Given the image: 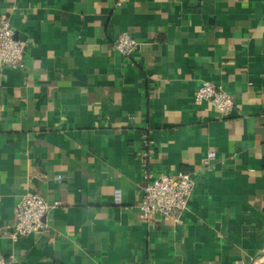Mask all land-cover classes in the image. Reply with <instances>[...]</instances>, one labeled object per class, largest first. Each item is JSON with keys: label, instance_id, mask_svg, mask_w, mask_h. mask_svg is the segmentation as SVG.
<instances>
[{"label": "crops", "instance_id": "0c3cea01", "mask_svg": "<svg viewBox=\"0 0 264 264\" xmlns=\"http://www.w3.org/2000/svg\"><path fill=\"white\" fill-rule=\"evenodd\" d=\"M3 14L27 47L22 68L0 66L1 254L264 264V0H0ZM124 31L138 41L127 56ZM204 80L233 96L229 116L194 103ZM143 133L155 174L194 179L182 224L138 218ZM27 192L58 204L12 240Z\"/></svg>", "mask_w": 264, "mask_h": 264}, {"label": "built area", "instance_id": "2783aa9c", "mask_svg": "<svg viewBox=\"0 0 264 264\" xmlns=\"http://www.w3.org/2000/svg\"><path fill=\"white\" fill-rule=\"evenodd\" d=\"M120 4V1L117 2ZM117 51L122 55H129L138 47V41L128 32L120 33L113 42ZM27 47L25 39L14 36V28L8 15L0 16V66L10 68H22L24 66V52ZM193 101L200 104L209 101L223 116H229L235 108V101L221 84L213 81H202L194 91ZM141 140L144 152L141 158L142 175L144 185L143 196L138 204V218L145 223H153L158 217L172 218L178 224L183 223L182 214L187 208L189 196L194 187V179L188 172L179 171L174 174L160 172L155 174L150 167L152 141L147 133H143ZM215 156V152H209L202 163L208 164ZM57 178H61L58 176ZM53 204L37 192H27L15 202L14 226L10 232L12 240L22 236L40 232L45 225L42 217ZM0 264H15L14 260L0 253Z\"/></svg>", "mask_w": 264, "mask_h": 264}]
</instances>
